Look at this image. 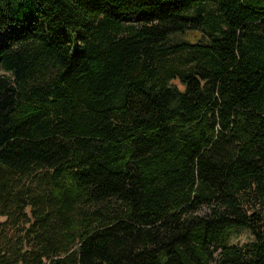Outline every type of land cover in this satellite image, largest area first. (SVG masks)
Segmentation results:
<instances>
[{
	"label": "trees",
	"instance_id": "1",
	"mask_svg": "<svg viewBox=\"0 0 264 264\" xmlns=\"http://www.w3.org/2000/svg\"><path fill=\"white\" fill-rule=\"evenodd\" d=\"M0 33V264H264V0H0Z\"/></svg>",
	"mask_w": 264,
	"mask_h": 264
},
{
	"label": "rangeland",
	"instance_id": "2",
	"mask_svg": "<svg viewBox=\"0 0 264 264\" xmlns=\"http://www.w3.org/2000/svg\"><path fill=\"white\" fill-rule=\"evenodd\" d=\"M197 34H192V35H188L187 37L189 38H196ZM4 34L0 33V38H3ZM182 59L184 58L185 60L188 58V52L182 53L181 54ZM179 59L178 57L175 58V60ZM184 63H187L186 61H184ZM7 75L6 72H4L3 70H0V77L1 76H5ZM250 238V234L247 230H235L233 232H231V234L229 235V241L231 243H244L245 241H247Z\"/></svg>",
	"mask_w": 264,
	"mask_h": 264
}]
</instances>
